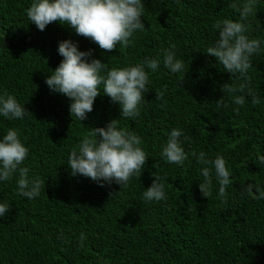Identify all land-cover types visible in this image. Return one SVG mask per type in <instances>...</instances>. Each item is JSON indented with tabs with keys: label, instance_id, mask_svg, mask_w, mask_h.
I'll use <instances>...</instances> for the list:
<instances>
[{
	"label": "trees",
	"instance_id": "1",
	"mask_svg": "<svg viewBox=\"0 0 264 264\" xmlns=\"http://www.w3.org/2000/svg\"><path fill=\"white\" fill-rule=\"evenodd\" d=\"M33 2L0 0V96L12 95L28 111L22 119L0 115V140L15 129L28 149L20 167L45 185L28 199L17 193L18 172L0 181V203L10 208L0 218V264H264V199L254 198L264 192L259 161L264 157V0H255L243 20L247 0H142L145 28L134 32L127 47L117 45L111 52L67 25L54 22L38 30L26 15ZM223 19L244 23L247 37L261 42L247 80L205 54L218 39L214 25ZM64 40L79 51L91 50L87 59H100L109 70L160 59L155 72L145 68L148 92L137 117L120 116L118 103L110 102L102 86L85 119L70 116L71 100L45 83L63 59L57 49ZM164 50L183 62V72L164 67ZM225 83H246L260 103L246 96L243 106L236 105L233 94L223 90ZM157 92H163L162 99ZM113 119L141 139L148 157L141 174L121 187L71 175L72 150L92 128ZM172 129L182 131L179 140L188 154L182 165L162 156ZM193 151L209 160L225 159L232 181L226 201L219 197L214 168L198 163ZM204 167L212 170L208 198L199 191ZM154 176L164 184L166 199L159 202L143 197ZM248 185L252 195L245 192Z\"/></svg>",
	"mask_w": 264,
	"mask_h": 264
},
{
	"label": "clouds",
	"instance_id": "2",
	"mask_svg": "<svg viewBox=\"0 0 264 264\" xmlns=\"http://www.w3.org/2000/svg\"><path fill=\"white\" fill-rule=\"evenodd\" d=\"M236 3L231 7L236 8ZM255 0H247L240 11L241 19L247 18L253 12ZM144 4L142 0H34L26 15L30 23L40 31H44L51 23L67 25L74 32L96 44L104 52H111L120 45L125 48L130 38L137 30L145 28L142 22ZM214 27L218 29V39L215 45L207 48L206 55L215 58L232 76L239 75L247 80L248 70L251 68V56L258 53L261 42L249 39L245 34L247 28L242 22L231 19L218 21ZM173 49L174 45L171 46ZM58 54L63 57L59 65L52 70V74L45 79L50 90L58 92L71 100L69 113L82 121L86 114L92 112L95 99L101 95L110 98V102L118 103L120 116L135 118L139 115L138 106L148 92L149 76L145 68L155 72L160 59H146L135 66L124 68H106L100 59L88 60L91 50L82 52L71 40L58 43ZM163 65L172 73L184 71V64L176 59L173 51L164 50ZM102 72L106 73L102 75ZM223 90L233 94L232 100L236 105L243 106L246 96L251 97L253 104H259V98L248 88L247 84L239 87L223 84ZM237 92L244 95H235ZM157 99L163 98V92L156 93ZM223 105V99L217 101V106ZM27 109L7 93L0 96V115L10 120L22 119ZM182 131L172 129L162 156L171 164L182 165L188 154L181 146L179 138ZM141 139L131 133L118 128V120H111L105 127L92 128L82 139L77 149H73L68 157L70 174H79L97 182L103 187L105 183L126 186L135 174H141L147 155L139 146ZM28 155V149L18 138V132L10 129L0 140V181L12 179L19 173L17 193L28 199L36 198L44 188L45 181L39 178L30 180L29 169L20 167ZM202 165H211L215 170V177L219 183V197L227 199L226 188L232 183L226 161L222 156L214 160L205 158V153L199 155L191 153ZM264 163V157H259ZM204 180L199 183V191L203 197L212 195V170L202 169ZM253 185H248L245 192L252 195ZM259 191V189H258ZM146 201H162L166 199L164 184L161 178L154 176L152 184L144 191ZM256 199H264V192H260ZM10 211L9 205L0 203V218ZM81 246L84 234L79 238Z\"/></svg>",
	"mask_w": 264,
	"mask_h": 264
}]
</instances>
